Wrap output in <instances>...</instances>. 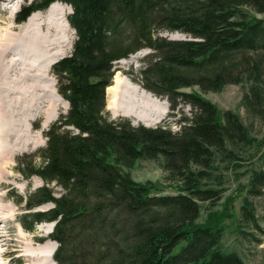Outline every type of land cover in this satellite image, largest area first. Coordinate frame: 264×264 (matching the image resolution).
<instances>
[{
	"label": "trees",
	"instance_id": "1",
	"mask_svg": "<svg viewBox=\"0 0 264 264\" xmlns=\"http://www.w3.org/2000/svg\"><path fill=\"white\" fill-rule=\"evenodd\" d=\"M53 2L72 9V49L52 65L68 107L44 132L45 146L36 152L42 164L18 163L24 177L43 181L25 196L23 227L54 222L55 264H245L220 248L227 205L208 210L203 223L197 219L200 202L212 207L222 199V172L255 158L260 168L249 169L240 209L262 232L250 198L264 197V137L251 135L231 110L219 114L201 94L183 89L217 92L247 83L242 104L264 122V19L256 16L264 0H33L16 22ZM164 30L190 38L167 39ZM143 48L150 52L139 71L142 87L172 110L190 107L177 130L105 111L115 62ZM159 157L175 194L129 172L137 159ZM45 203L52 206L35 210Z\"/></svg>",
	"mask_w": 264,
	"mask_h": 264
},
{
	"label": "rangeland",
	"instance_id": "2",
	"mask_svg": "<svg viewBox=\"0 0 264 264\" xmlns=\"http://www.w3.org/2000/svg\"><path fill=\"white\" fill-rule=\"evenodd\" d=\"M32 1L11 0L9 3L0 1V55L3 47L5 54L0 57V264H45L39 255V249L45 243L53 241L49 234L54 222H37L32 230L25 229L21 222L23 215L27 213L24 207L25 196L42 185L43 181L36 175L24 177L18 170V163L34 166L42 164L43 161L36 152L45 146L44 132L60 113L66 112L68 107L67 102L56 91V76L52 72L54 63L41 79L38 78L46 63L45 56L30 47L28 29L25 28V22L31 15L43 14L51 4L43 10L30 13L24 21L16 22L18 13ZM53 3L67 14L68 18L71 8L63 2ZM256 16L264 19V13ZM68 26L63 56L70 53L75 39L74 30L69 23ZM159 34L167 39L190 38L179 31L164 30ZM149 52V49L143 48L115 62L111 85L114 76L118 74L122 78L123 86L129 82L131 86L137 87L138 94L147 95L148 100H145L150 105L165 103L167 113L149 126L165 124L171 130H177L179 128L177 120L182 113L188 115L190 107L180 103L172 110L165 98L142 87L139 71L143 65L142 58ZM246 88L247 83H240L226 84L217 92H201L197 87L185 88L183 91L198 92L217 107L219 114L224 110L236 113L249 128L250 134L261 139L264 137V122L248 113L242 104V95ZM105 97V111L111 116H123L135 124H142L133 116L112 113L107 107L106 90ZM45 121L46 126L43 127ZM252 167L260 168L255 158L242 162L237 169L223 171V183L219 186L224 189L222 199L212 207L207 202H200V216L197 222H205L208 210H222L227 205L231 217L222 222L221 250L236 252L245 264H264V197L250 198L262 232L255 230L250 223L241 218L240 208L246 195L249 169ZM129 172L136 181L153 182L159 193L175 194L178 191L176 182L165 178L167 173L162 167L161 157L137 159ZM50 186L56 189L54 184ZM51 206V203H45L37 206L35 210H46ZM54 243L56 247L57 243L55 241ZM47 264L51 263L48 261Z\"/></svg>",
	"mask_w": 264,
	"mask_h": 264
},
{
	"label": "bare ground",
	"instance_id": "3",
	"mask_svg": "<svg viewBox=\"0 0 264 264\" xmlns=\"http://www.w3.org/2000/svg\"><path fill=\"white\" fill-rule=\"evenodd\" d=\"M0 1L9 3L11 0ZM71 12L69 9V13ZM25 28L28 29L30 47H33L39 54L45 56L44 60L46 63L42 68V72L38 74L39 76L41 75L38 77L41 79V77L49 71L51 65L63 56L67 32L69 30L67 14L53 3L43 14L31 15L25 22ZM3 48L1 49L2 53L0 57L5 55L3 54ZM121 79L122 78L116 74L113 84L106 89L108 95L107 107L112 113L133 116L145 126H149L160 120L167 113L168 109L165 103H161L160 105L152 103V105H150L147 101L146 94H138V88L133 85L131 86L129 82H126V85L123 86ZM47 121H45L43 127L46 126ZM54 250V241L45 243L39 249V255L42 257L45 264H47L48 261L51 264H55L52 259Z\"/></svg>",
	"mask_w": 264,
	"mask_h": 264
},
{
	"label": "water",
	"instance_id": "4",
	"mask_svg": "<svg viewBox=\"0 0 264 264\" xmlns=\"http://www.w3.org/2000/svg\"><path fill=\"white\" fill-rule=\"evenodd\" d=\"M53 225H54V223H53ZM53 225H52V226H53Z\"/></svg>",
	"mask_w": 264,
	"mask_h": 264
}]
</instances>
